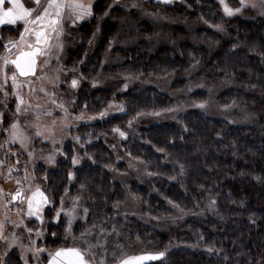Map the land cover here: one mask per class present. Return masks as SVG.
Instances as JSON below:
<instances>
[{
	"label": "trees",
	"instance_id": "1",
	"mask_svg": "<svg viewBox=\"0 0 264 264\" xmlns=\"http://www.w3.org/2000/svg\"><path fill=\"white\" fill-rule=\"evenodd\" d=\"M110 1L96 3L95 17L104 13ZM147 3L165 15L195 23L202 20L213 29H202L195 34L196 41L202 43L199 47L189 40L184 29L174 28V36L183 40L178 52L162 48L148 58L133 51L132 61L120 68L119 74L143 78L177 76L181 78L174 85L177 89L186 86L187 81L182 77L196 67L212 85H231L218 99L221 106L238 104L254 114L257 121L250 127H233L223 120L191 111L179 118V125L155 124L134 134L128 131L129 119L137 113L164 111L171 107L172 101L156 90L134 89L124 94L119 97L125 104L124 115L82 125L77 131L83 144L91 140L84 153L91 156L92 161L85 160L74 169V151L68 146L67 159L60 161L55 170L46 173L42 166L38 168L39 174H45L48 179L47 191L53 200V206L46 208L44 216L48 237L43 246L51 251L73 245L65 239L66 222L58 225L52 222L53 210L58 208L68 189L74 193L84 192L91 200L88 222L75 228L77 237L94 225L111 230L116 214L113 206L125 202L124 190L113 181L111 174L112 168H125V164L117 162L112 150L113 129L118 127L129 134L121 143L123 152L143 162L154 175L147 186L133 188L145 214L164 218L172 213L170 204L197 213L208 202L213 204L214 211L204 218L191 216L183 226L168 233L135 221L126 224L120 221L126 234L119 242L110 239L106 259L111 260V250L122 244L129 254L138 249H168L164 260L145 264H264V19L247 21L241 17H226L215 0ZM94 26L93 22L85 23L79 29L83 43L71 53L77 61L86 54ZM13 27L3 26L0 31L10 34ZM114 32V25L103 26L96 53L87 58L86 66L82 67L87 82L97 76ZM192 99L202 102L206 96L198 93ZM109 101L110 92L91 89L89 84L83 86L78 96V105L90 114L104 111ZM73 179L75 184L70 187ZM51 233H56V237ZM171 245L177 248L170 250ZM16 257L12 254L10 259L14 264H22ZM43 259L48 261L46 255Z\"/></svg>",
	"mask_w": 264,
	"mask_h": 264
},
{
	"label": "rangeland",
	"instance_id": "2",
	"mask_svg": "<svg viewBox=\"0 0 264 264\" xmlns=\"http://www.w3.org/2000/svg\"><path fill=\"white\" fill-rule=\"evenodd\" d=\"M27 1L29 0H25L26 7H35L33 1L30 0L31 3H27ZM98 1L91 0L93 10L91 18L80 21L75 26L71 25L70 22H65L64 49L60 55V61L57 63L53 58L51 65L45 69L48 77L58 75L59 79L55 83H50L47 79L41 81L32 77V87L36 90L34 92L29 91L27 84L22 90L25 100V105H22V109L24 106L30 105L27 112L21 111L20 113H16L18 101L11 94L13 90L10 86L8 88L7 110H4V104L0 103V112H3L2 127L10 129V125L14 120H18L19 127L30 137L29 140L25 141V147L21 145L19 140L14 144L6 143L9 140L8 131H0V145H3V147H0V161H2L0 163V222L4 223V236H7L11 240L12 234H15L17 238L16 243L11 246L4 239H0V264H14L13 260L10 259L12 254H16V258L22 264H26V262L27 264H48V261L44 262L43 259L45 255L48 257L47 252L40 253L39 260H37L31 251L25 252L21 248V245H24L26 248L44 247L43 244L48 237L46 220L44 219L42 222L35 216L28 217L26 215V202H22L19 199L18 202L14 203L12 196L18 189H23L25 195H30L31 191L35 190V187L39 185L52 201V203L44 206L42 212L44 217L46 208L53 206V200L47 191L49 190L46 184L48 179H45V174H39L38 168L42 166L46 173L55 170L60 161L67 159L66 147L68 146H71L74 151L73 158L78 159V163H73L72 161L74 169L83 165L85 160L92 161L91 156L84 153L87 144H90L91 140L88 139L87 144H83L82 138L78 135L77 131L82 125L103 122L111 117L124 115L126 113L125 104L119 100V97H122L124 94L134 89H138L139 91L156 90L158 93L168 95L172 101L171 107L164 111L142 113L129 119L127 128L129 132L134 134L143 127L155 124L179 125V118L191 111L199 112L214 120H223L233 127H250L257 121V117L254 114L250 113L245 107H239L240 105L238 104L226 107L221 106L218 99L221 94L231 88V85H212L207 79L203 78L201 69L196 67L188 75L182 77L187 81L186 86L177 89L174 88V85L178 79H181L177 76L143 78L119 74V69L132 61L133 51H138L139 54L148 58L155 55L162 48H169L178 52L183 40L174 36V28L184 29L188 33L189 40L192 43L199 47L202 46L201 42L196 41L195 34L202 29L213 28L209 27L202 20L195 23L188 19L181 20L165 15L161 10L147 3L148 1H153L154 3L171 4L176 0H167V2H164V0H116V3H113V0H111L104 13L95 17L94 6ZM215 1L220 5V9L226 17H241L247 21L264 19V0H244V6H241V0H224V3L230 8H241L239 13L233 12L232 15L225 13L224 5L220 3V0ZM109 5H112V7L109 8ZM132 5H137V7H133ZM106 11L107 15H105ZM92 22L95 23V26L90 39L91 43L89 42L85 56L80 61H77L71 53L76 51L83 43V39L79 35V29L83 24H91ZM107 23L115 26L114 35L106 47L97 76L93 81L87 82L83 78L82 67L86 66L87 58L96 53L102 40L103 26ZM3 26L15 27H13V31L10 34L0 31V36H3L0 44L7 42L8 39H18L19 31H17V28L20 31L23 30L22 21H18L16 25H0V29ZM3 52V47H0V54H3ZM43 60V57L39 58L38 64H43ZM36 75H41L40 67H37ZM73 78L79 81L78 86L75 88L71 86ZM86 84H89L91 89H102L110 92V101L105 110L109 109V105H112V107L104 118H100L98 114H90L78 105L79 93ZM125 84H127L126 88L124 87ZM42 85L45 91L40 90ZM198 93L205 94V101L200 102L192 99V96ZM2 96L3 93L0 92V97ZM200 103H204L205 107L196 106ZM60 104H63L68 110L67 117L65 116V112L59 107ZM38 105L39 107H37ZM118 105H123V110L116 107ZM82 112L84 119H76ZM153 113L160 114L153 115ZM90 116L95 118L88 119ZM129 121H131V126H129ZM37 129L43 135H36ZM120 130L125 132L122 129ZM127 135L129 134L126 133L125 137H121L119 132L115 131L113 134L114 145L112 146V150L117 155V162L125 164V168L123 170L112 168L111 174L113 181L118 183L124 190L125 202L116 207L113 223L110 224L111 230L104 229L105 231L101 235V241L105 247L110 242V239L113 242H119L122 239L124 232L123 228L120 227V221L125 224L135 221L152 230L168 233L172 229L183 226L185 221L191 216L204 218L206 215H209L208 213L214 211L213 204L208 202L206 207L203 210L197 211V213H189L170 204L172 213L164 218H156L145 214L141 199L134 194L133 188L134 186H147L154 175L148 171L143 162L133 159L123 152L121 143L126 140ZM76 137H79V140L75 139ZM50 155L54 156V162H49L48 157ZM71 176L74 175L72 174ZM74 184L73 179L70 181L69 186L73 187ZM63 196V206L65 209H71L74 198L79 197L75 201L77 204L76 217L71 226V236L66 241L73 244L72 237H75L76 243L84 246L80 240L81 235L77 237L74 232L78 224L88 222L90 214L88 205L91 203V200L84 192L74 193L70 189ZM60 207L61 202L58 208L53 210L54 219L52 222L58 225L61 221H65L64 234H66L68 217L64 213H61V216L58 219L56 218V211ZM85 208L88 209L87 215L84 213ZM21 221L23 222L21 223ZM29 227L33 229L31 233L27 231ZM113 227L116 229L115 232L113 231ZM100 228L104 227L94 225L86 228L91 229L87 238L93 243H95ZM38 231L42 232L43 235L37 236ZM33 241L35 244H33ZM124 242L126 243V237L124 238ZM169 248L170 250L176 249L177 245H171ZM101 250L103 249H96L97 261L102 255H105L104 252L102 254L99 253ZM140 252L142 251L138 249L132 252V254ZM148 262L152 261H145V263Z\"/></svg>",
	"mask_w": 264,
	"mask_h": 264
},
{
	"label": "snow or ice",
	"instance_id": "3",
	"mask_svg": "<svg viewBox=\"0 0 264 264\" xmlns=\"http://www.w3.org/2000/svg\"><path fill=\"white\" fill-rule=\"evenodd\" d=\"M35 7H26L21 0H0V25L9 24L16 25L18 21L23 22V30L19 31L18 39H8L7 42L0 44L3 47L4 52L0 54V92L3 96L0 97V103L4 104V110H7V100L9 98V86L12 88V95L17 99L16 113L21 111L27 112L30 105H25L24 96L22 90L27 84L29 91L34 92L36 89L32 87V77L38 80L47 79L50 83H55L59 79V76L48 77L45 69L51 65V60L54 58L57 63L60 61V55L64 49L63 36L65 34V22H70L71 25L75 26L78 22L93 16L92 2L91 0H33ZM167 2V0H164ZM116 3V0H113ZM220 3L224 5V11L228 15H232L233 12L239 13L240 7L235 9L230 8L224 3V0H220ZM137 7V5H132ZM241 6H244V0H241ZM112 5H109L111 8ZM107 11L105 15H107ZM220 28V25H216ZM3 40V36H0V41ZM91 43V41H90ZM43 57V64H38L39 58ZM37 67L41 69V75L37 76ZM78 79L73 78L71 80V86H78ZM95 83V82H94ZM127 87V84L124 85ZM41 91H45L43 85ZM54 95V93H53ZM55 103V101H53ZM197 107H205L204 103L196 105ZM39 107V105L37 106ZM59 107L65 112V116L68 115V110L63 104ZM112 105H109V109L98 113L100 118H104L108 115ZM120 110H123V105L116 106ZM163 111V110H162ZM160 113H153V115H159ZM139 116L140 113H137ZM38 118V117H37ZM95 117H88V119H94ZM76 119H84L83 112ZM3 125V112H0V131H8L9 140L6 143H15L17 140L22 146L26 147L25 141L29 140L30 137L19 127V121L14 120L10 125V129H4ZM131 126V121H129ZM115 132H119L121 137H125L126 133L121 131L118 127L113 129ZM36 135H43L42 132L37 129ZM47 138V137H46ZM75 139L79 140V137ZM54 142V141H53ZM3 147V145H0ZM58 151V150H57ZM158 151H163L158 149ZM31 155V153H29ZM49 162H54V156L48 157ZM2 163V161H0ZM73 163H78L77 158H73ZM183 167V166H181ZM71 175V174H70ZM46 179V177H45ZM19 183V181H18ZM15 201L21 199L22 202L27 204L28 217H37V219L43 222L44 217L42 212L44 206L52 203L51 199L45 194V191L41 189L39 185L35 187V190L31 191L30 195H25L23 189H18L12 196ZM79 197L74 198L72 208L65 209L64 201L61 198V207L56 211V218L64 213L68 217V229L66 230L65 239L71 236V226L76 217V200ZM178 207V205H174ZM113 207H118V204ZM85 215L88 213V209H84ZM23 221H21L22 223ZM4 223L0 222V239H4L9 243V246L16 243L15 234H12V239L9 240L7 236H4ZM27 231L31 233L32 228H27ZM104 228H100L99 233L95 239V243L87 238L91 229H85L81 233L80 240L84 246H80L76 243V238L72 237V246H61L56 247L55 250H48L45 247H32L26 248L21 245V248L26 251H31L34 257L39 260V254L47 252L49 257L48 264H145V261H162L166 258L168 249L157 250V251H142L138 254H129L128 250L122 244L116 245V248L111 250V260L106 259L109 254V249L104 246L101 241V235L104 233ZM113 231L116 229L113 227ZM118 234V233H117ZM43 235L42 232H37V236ZM53 237H56V233H51ZM139 239V237H137ZM33 244L35 242L33 241ZM96 249H103L105 255H102L97 261ZM6 254V253H5ZM27 264V262H26Z\"/></svg>",
	"mask_w": 264,
	"mask_h": 264
},
{
	"label": "crops",
	"instance_id": "4",
	"mask_svg": "<svg viewBox=\"0 0 264 264\" xmlns=\"http://www.w3.org/2000/svg\"><path fill=\"white\" fill-rule=\"evenodd\" d=\"M30 1V0H29ZM31 1H33V0H31ZM21 3H23L24 5H25V0H21ZM26 6V5H25Z\"/></svg>",
	"mask_w": 264,
	"mask_h": 264
},
{
	"label": "water",
	"instance_id": "5",
	"mask_svg": "<svg viewBox=\"0 0 264 264\" xmlns=\"http://www.w3.org/2000/svg\"><path fill=\"white\" fill-rule=\"evenodd\" d=\"M38 63H39V60H38ZM18 201H19V199L15 200V201L13 200L14 203H16V202H18Z\"/></svg>",
	"mask_w": 264,
	"mask_h": 264
}]
</instances>
